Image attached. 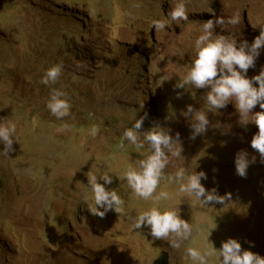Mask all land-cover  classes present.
Returning a JSON list of instances; mask_svg holds the SVG:
<instances>
[{
	"label": "rangeland",
	"instance_id": "rangeland-1",
	"mask_svg": "<svg viewBox=\"0 0 264 264\" xmlns=\"http://www.w3.org/2000/svg\"><path fill=\"white\" fill-rule=\"evenodd\" d=\"M177 2L0 0V117L12 119L18 138L15 151L0 155V264H153L163 251L170 264H192L186 247L210 240L219 249L229 238L264 257V160L251 147L258 127L241 125L230 102L209 112L206 132L192 139L189 119L180 112L191 104L207 113V89L174 88L196 58L194 42L204 21L238 15L237 25L214 31L251 43L264 28V0H186L187 21L155 30L151 21ZM58 63L63 70L56 84H41L45 70ZM262 66L264 49L248 77ZM50 88L67 92L70 116L57 119L47 109ZM171 109L176 116L166 119ZM257 111L259 105L252 113ZM145 114L141 132L159 124L179 133L182 146L157 189L170 199L158 203L132 194L123 177L150 152L148 145L140 152L127 141L125 149L118 147L123 131ZM242 150L250 161L255 157L246 178L235 171ZM179 167L204 171L206 190L230 193V200L207 207L179 193L167 180ZM89 170L113 176L106 187L124 200L121 214L89 212ZM154 204L192 224V237L179 249L153 238L147 227L131 229V217ZM209 264H218V257Z\"/></svg>",
	"mask_w": 264,
	"mask_h": 264
},
{
	"label": "clouds",
	"instance_id": "clouds-1",
	"mask_svg": "<svg viewBox=\"0 0 264 264\" xmlns=\"http://www.w3.org/2000/svg\"><path fill=\"white\" fill-rule=\"evenodd\" d=\"M187 20L186 0H178L166 16L153 19L151 26L161 31L170 23ZM238 23L239 17L235 14L227 18L216 16L202 23L201 34L194 42L196 58L183 77L177 80L174 88L185 90L191 86L194 89H207L203 96L207 113L203 109H195L191 104L180 112L181 116L189 119L190 138L195 139L206 132L210 124L209 112L216 113L233 102L240 116L239 123L246 126L251 122L258 127V132L251 140V147L264 160V66L261 67L259 74L248 77L249 68L255 67V61L264 49V28H261L259 35L254 37L251 43L243 39L238 42L231 35L218 34L214 31L218 27L223 28L225 24L235 26ZM62 70L63 65L60 63L47 68L40 83L45 86L56 84ZM257 105L261 111L252 113ZM46 107L57 119L62 120L70 116L71 104L67 92L59 88H50ZM141 107L143 109V105ZM175 116V111L171 109L166 119H174ZM146 118L147 114L141 116L131 127L123 131L118 147L125 149L127 141L140 152L146 144L148 145L150 152L136 160L134 166L127 167L123 177L132 194L158 203L170 199L168 191L157 189L166 176L165 169L170 158L182 156V146L179 133L173 136L170 129L159 124L141 132ZM212 127L219 128L220 124ZM16 131V124L11 118L0 117V145L3 146L0 148V155L7 157L9 153L15 151L13 145L18 143ZM97 132V126L92 125L89 134L95 137ZM254 162L255 157L250 161L246 151L238 152L234 160L236 174L246 178L247 169L250 163ZM85 176L92 194V202L88 204V210L92 215L103 218L109 211L118 214L124 211V200L115 189L106 187L112 184V175L108 172L96 175L89 170ZM202 179H207L204 171L193 172L185 167H179L174 173L167 174V180L178 185L179 193L195 198L204 206L225 204L226 200H230V193L220 195L214 188L206 190L201 183ZM85 200L87 202V197ZM142 226L150 229L153 238L166 240L173 250L179 249L193 234L192 224L182 219L178 211L161 210L155 204L131 217L132 230L140 229ZM185 256L192 264H209L210 258L213 257H218V264H264V257L250 250H243L241 243L232 238L222 242L219 249L215 248L210 240L201 248L186 247Z\"/></svg>",
	"mask_w": 264,
	"mask_h": 264
},
{
	"label": "water",
	"instance_id": "water-1",
	"mask_svg": "<svg viewBox=\"0 0 264 264\" xmlns=\"http://www.w3.org/2000/svg\"><path fill=\"white\" fill-rule=\"evenodd\" d=\"M153 264H170V254L166 251H163L158 259H156Z\"/></svg>",
	"mask_w": 264,
	"mask_h": 264
},
{
	"label": "bare ground",
	"instance_id": "bare-ground-1",
	"mask_svg": "<svg viewBox=\"0 0 264 264\" xmlns=\"http://www.w3.org/2000/svg\"><path fill=\"white\" fill-rule=\"evenodd\" d=\"M236 119V118H235Z\"/></svg>",
	"mask_w": 264,
	"mask_h": 264
}]
</instances>
